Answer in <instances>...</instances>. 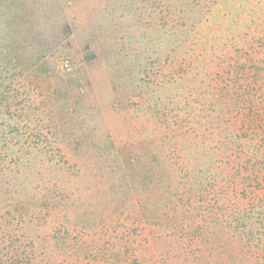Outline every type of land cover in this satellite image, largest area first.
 Listing matches in <instances>:
<instances>
[{"label":"trees","instance_id":"trees-1","mask_svg":"<svg viewBox=\"0 0 264 264\" xmlns=\"http://www.w3.org/2000/svg\"><path fill=\"white\" fill-rule=\"evenodd\" d=\"M55 3L115 46L59 70L0 0V264H264V0Z\"/></svg>","mask_w":264,"mask_h":264},{"label":"rangeland","instance_id":"rangeland-1","mask_svg":"<svg viewBox=\"0 0 264 264\" xmlns=\"http://www.w3.org/2000/svg\"><path fill=\"white\" fill-rule=\"evenodd\" d=\"M32 7L37 11L40 18L41 28L46 35V40L55 43V55L52 57V63L59 70L72 71L82 62L84 58L85 44L90 41L92 48L101 53V45L103 46H115V40L109 37L106 39V35L117 33L114 28L115 20L107 18V14L102 11L96 12L91 18V25L83 28H77L73 30L68 29L64 25L62 26L63 14L58 8L59 4L55 3V0H30ZM64 2V0H63ZM69 13V12H68ZM131 29L136 32L138 23L137 20L131 22ZM134 43H130L133 45ZM115 59L104 55L100 58L99 62L102 67L97 70L98 79V94L100 100L108 105L111 102L110 91V71L109 68L116 69L114 66ZM68 65V69H65ZM115 76L112 71V78Z\"/></svg>","mask_w":264,"mask_h":264},{"label":"built area","instance_id":"built-area-1","mask_svg":"<svg viewBox=\"0 0 264 264\" xmlns=\"http://www.w3.org/2000/svg\"><path fill=\"white\" fill-rule=\"evenodd\" d=\"M68 68H69V67H68V65H67L65 69H68Z\"/></svg>","mask_w":264,"mask_h":264}]
</instances>
